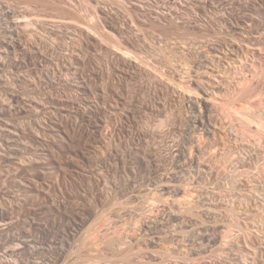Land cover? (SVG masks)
I'll use <instances>...</instances> for the list:
<instances>
[{"label":"rangeland","instance_id":"1","mask_svg":"<svg viewBox=\"0 0 264 264\" xmlns=\"http://www.w3.org/2000/svg\"><path fill=\"white\" fill-rule=\"evenodd\" d=\"M10 8L17 11V19L16 15L1 16ZM27 21L33 22L31 26ZM16 25L27 46L10 52L0 64V207L6 213L0 219V264H159L163 260L162 264H264V189H257L264 181V0H0V53L9 39L7 30L16 29ZM167 55L173 66L166 67ZM217 55H223V63L216 61ZM203 57L216 62L201 69ZM161 71L179 86L170 83L167 75L165 81ZM193 79L212 90L213 103L210 98L209 102L214 104L210 112L217 131L214 136L196 128L195 118L199 114L201 118L205 108L200 106L203 112L199 113L192 103L189 106L187 93L195 88ZM185 82L193 83L187 89ZM196 92L191 95L196 97ZM179 145L180 149L193 148L191 157L196 164L191 165V180L195 179L191 188L204 186L206 190L200 193V189V194L196 187L191 190L193 197L198 193L195 203L200 205V199L205 208L216 210L204 216L202 206L196 205L199 213L197 208L191 209V216L202 213L205 218L194 223L198 219L192 217L191 225L199 224L192 225L198 231L192 227L195 232L187 237L181 234L182 229L167 223L157 207L151 209V201L140 204L142 218L130 207L140 202L131 197L137 189L147 186L143 191L147 188L150 193L158 175L171 173L178 160L185 162L176 158ZM247 169L251 173L246 174ZM193 174L203 182L197 184ZM253 174L259 180L255 181ZM185 177L190 179V174ZM124 201L129 204L124 217L108 220L110 210ZM63 203L85 221L74 226L77 231L70 230L67 223L54 224L52 210L62 207L63 213ZM160 205L159 210L170 212ZM150 210L158 212L152 215ZM129 212L136 214V219ZM155 219L159 221L156 224ZM140 220L156 225L152 234L156 244L146 245L141 238ZM204 225L212 226L206 227L211 233L200 227ZM199 230L208 233L205 241L212 239V243H201ZM192 233H196L194 237ZM119 235L132 245L130 252L124 245L128 252L123 246L125 252L122 247L114 250L107 246ZM179 245H185L183 251H175ZM200 249L206 252L200 253Z\"/></svg>","mask_w":264,"mask_h":264},{"label":"bare ground","instance_id":"2","mask_svg":"<svg viewBox=\"0 0 264 264\" xmlns=\"http://www.w3.org/2000/svg\"><path fill=\"white\" fill-rule=\"evenodd\" d=\"M180 1V0H179ZM177 4V3H176ZM174 6V5H173ZM184 6V5H183ZM175 8V7H174ZM172 13H174V12H172ZM5 15H2L1 14V16H10V15H12V17L13 16H15L16 14H17V11H15V10H13V9H11L10 8V10H8L6 13H4ZM18 15V14H17ZM17 15L15 16L16 17V19L18 18L17 17ZM19 16V15H18ZM172 17V16H171ZM179 17V16H178ZM7 18V17H6ZM166 18V17H165ZM174 18V17H173ZM171 20V19H170ZM31 21V20H30ZM61 22V21H60ZM60 22H58V23H60ZM181 22H182V20H181ZM18 23H20V22H18ZM31 23H33V22H31ZM31 23H28V21H27V25H29L30 24V26H31ZM24 24V23H23ZM25 24H26V22H25ZM173 24H175V21H174V23ZM21 25V24H20ZM26 25V26H27ZM177 25V24H176ZM239 25V24H238ZM17 26V25H16ZM25 26V27H26ZM179 27V26H178ZM239 27V26H238ZM12 28V27H11ZM20 28V27H19ZM18 28V26H17V28L16 29H13V30H7V32H9L10 33V35H9V39L7 40V41H5L4 42V50H2V52L0 53V64L3 62V59L7 56V55H9V53L10 52H13V51H16V50H18V49H21V48H23L24 46H27V44L25 43V41L22 39V35H21V32H19V29ZM27 28V27H26ZM177 28V27H176ZM9 29H10V27H9ZM21 29V28H20ZM25 29V28H24ZM165 29V28H164ZM232 29V28H231ZM164 32H165V30H164ZM238 32V31H237ZM167 33V32H166ZM169 33V32H168ZM167 33V34H168ZM176 34V33H175ZM173 35V34H172ZM235 35V34H234ZM167 36H170V35H167ZM188 36V35H187ZM174 37V36H173ZM177 37V36H176ZM178 37H180L179 35H178ZM235 37V36H234ZM233 37V38H234ZM231 38H232V36H231ZM168 39H171V38H168ZM179 39V38H178ZM182 39H183V37H182ZM181 39V40H182ZM188 39H190L189 37H188ZM187 39V40H188ZM233 40V39H232ZM161 41V40H160ZM180 41V40H179ZM185 41V40H184ZM163 42V41H162ZM174 42V41H173ZM189 42H190V40H189ZM185 43V42H184ZM196 43V42H195ZM206 43V42H205ZM178 44V43H177ZM182 44H183V42H182ZM190 44V43H189ZM165 45V44H164ZM168 45V44H167ZM198 45V44H197ZM169 46V45H168ZM181 46V45H180ZM184 46V45H183ZM187 46V45H186ZM200 46V45H199ZM211 46V45H210ZM222 46V45H221ZM164 47V46H163ZM175 47V46H174ZM173 47V48H174ZM182 47V46H181ZM212 47H214V46H212ZM233 47V46H232ZM167 48V47H166ZM165 48V49H166ZM191 48V47H190ZM219 48V47H218ZM234 48V47H233ZM171 49V48H170ZM179 49H180V47H179ZM178 49V50H179ZM183 49V48H182ZM182 49H180V50H182ZM213 49V48H212ZM231 49V48H230ZM164 50V49H163ZM163 50H161V51H163ZM168 50V49H167ZM188 50H189V48H188ZM204 50V49H203ZM216 50H219V49H216ZM183 51V50H182ZM224 51V50H223ZM223 51H222V53H223ZM231 51H232V49H231ZM236 51V50H235ZM30 52V51H29ZM172 52V51H171ZM225 52V51H224ZM229 52V51H228ZM234 52V51H233ZM162 53V52H161ZM163 53H164V51H163ZM206 53H209V51L208 52H206ZM225 53H227V52H225ZM166 54V53H165ZM202 54V53H201ZM200 54V55H201ZM236 54V53H235ZM25 55L27 56V57H30V54L28 53V52H25ZM174 55V54H173ZM173 55H172V57H173ZM199 55V56H200ZM202 55H204V54H202ZM212 55V54H211ZM214 55H215V53H214ZM224 55V54H223ZM223 55H217V62H222V60H220L221 58H222V56ZM226 55V54H225ZM228 55V54H227ZM181 56H183V55H181ZM187 56V55H186ZM185 56V57H186ZM206 56H207V54H206ZM209 57H210V55H208ZM213 56V55H212ZM216 56V55H215ZM215 56H213V57H215ZM124 57V56H123ZM176 57V56H175ZM227 57V56H226ZM166 59V61H167V63L168 62H170L171 61V59L172 58H170V60L169 59H167L168 58V55H167V57H165ZM180 58V57H179ZM189 58V57H188ZM198 58V57H197ZM202 58V57H201ZM200 58V59H201ZM203 58H206V57H203ZM208 58V57H207ZM207 58L205 59V60H203V59H201V61L199 62V61H197V60H199V59H197L196 61L197 62H199L200 63V65L201 66H203V68H201V69H204L206 66H207V64L209 65V67H210V61L211 62H213L211 59L209 60V58H208V60H207ZM175 59V58H174ZM177 59V58H176ZM182 59V58H181ZM180 59V60H181ZM184 59V58H183ZM214 60H215V58H213ZM169 60V61H168ZM191 60V59H190ZM220 60V61H219ZM174 61V60H173ZM177 61V60H176ZM186 61V60H185ZM184 61V62H185ZM216 61H214L213 63L215 64V62ZM172 62V61H171ZM170 62V63H171ZM186 62H188V61H186ZM185 62V63H186ZM226 62V61H225ZM166 63V62H165ZM164 63V64H165ZM166 63V64H167ZM178 63V62H177ZM189 63V62H188ZM187 63V64H188ZM191 63V62H190ZM213 63H211L212 65H213ZM223 63V62H222ZM3 64V63H2ZM163 64V63H162ZM183 64V63H182ZM181 64V65H182ZM186 64V65H187ZM193 64H194V62H193ZM217 64V63H216ZM218 64H220V63H218ZM217 64V65H218ZM168 65H170L169 63L167 64V66L166 67H168ZM172 66L174 65V64H171ZM170 65V66H171ZM185 65V66H186ZM200 65H199V67H200ZM163 66V65H162ZM165 66V65H164ZM175 66H176V64H175ZM183 66V65H182ZM190 66V65H189ZM221 66V65H220ZM190 67H193V66H190ZM208 67V66H207ZM206 67V68H207ZM218 67H219V65H218ZM174 68V67H173ZM176 68V67H175ZM189 68V67H188ZM196 68H198V66L196 67ZM162 69H164V71L165 70H168V69H165V68H163L162 67ZM177 69V68H176ZM194 69V68H193ZM209 69V68H208ZM216 69V68H215ZM219 69V68H218ZM171 70V69H170ZM197 70V69H196ZM200 70V69H199ZM172 72H173V70H171ZM176 71L177 70H175V73H176ZM187 71H189V70H187ZM162 72V71H161ZM166 72V71H165ZM163 73V76L162 77H164L165 78V76L167 75L166 73ZM167 72H169V71H167ZM171 73V72H170ZM187 73V72H186ZM190 73H191V70H190ZM189 73V74H190ZM195 73H196V71H195ZM160 75H161V73H159ZM158 74V75H159ZM165 74V75H164ZM172 74V73H171ZM170 74V75H171ZM185 74V73H184ZM188 74V73H187ZM186 74V75H187ZM189 74H188V76H189ZM192 75V74H191ZM191 75L189 76V77H191ZM173 76H175L174 74H173ZM185 76V75H184ZM162 77H160V78H162ZM172 77V76H171ZM169 81H171V79H170V77H168V75H167V77H166ZM165 78V81L167 80ZM163 79V78H162ZM177 79V78H176ZM189 79H191V78H189ZM196 80H197V78H195ZM173 81H171L170 83H173V85H174V83L176 82L175 81V79H172ZM184 80V79H183ZM187 80V79H186ZM194 80V79H193ZM193 80H191V81H193ZM196 80H194L193 82H194V84H192V83H190V84H192L193 85V87H194V85H195V88H193L195 91H197L196 93L199 95V96H197V94H196V97L194 96V94H192L191 95V93H195V91L193 90V92L191 91L190 92V94L189 93H187L188 95H189V99H190V107H191V103H192V108L194 109V110H197V108H199L200 106H201V108H202V106H203V108H205V113L203 114L202 112H203V110L201 109V108H199L198 110H199V113H200V110H202V117L201 118H198V116L200 115H196L197 113H194L196 116H197V118H195V120H196V122H195V124H196V128H200L201 127V129L203 130H205L206 131V134H209V135H212L213 134V136H214V134L216 135V133H217V131H216V133H215V129H216V127H214L215 125H214V120H213V117H211V114H210V112H211V110L214 108V104H210V100L212 99L211 97H210V95L212 94H210V92L212 91H209L207 88H206V86L204 85V82L202 83L201 81H199V79H198V81L196 82ZM201 80V79H200ZM164 81V80H163ZM168 81V82H169ZM189 82H190V80H189ZM177 83V82H176ZM175 83V85H178V84H176ZM179 83V82H178ZM184 84V83H183ZM185 84H186V82H185ZM190 84H186L187 86H186V88L188 89V86H192V85H190ZM181 85V84H180ZM207 85H210L209 83H207ZM217 85V84H216ZM218 85H220V84H218ZM179 86V85H178ZM222 86V85H221ZM220 87V86H219ZM183 88H185V87H183ZM182 88V90H184ZM209 88V87H208ZM186 89V90H187ZM190 89H192V88H190ZM85 91V93L87 94L88 92L90 93V91L89 90H84ZM190 91V90H189ZM189 91H187V92H189ZM215 92V91H214ZM209 98H210V100H209ZM12 99H13V97H12ZM14 100H16V101H18V98H17V96L16 97H14ZM20 101V100H19ZM212 101V100H211ZM19 103V102H18ZM212 103H213V101H212ZM117 107V106H116ZM216 108V107H215ZM193 109H190V110H192L193 111ZM116 110V109H115ZM191 112V111H190ZM194 112V111H193ZM193 114V115H194ZM210 114V115H209ZM212 116H213V114H212ZM195 117V116H194ZM263 121V120H262ZM216 122V121H215ZM260 122V121H259ZM193 123V122H192ZM257 123V122H256ZM195 124H194V126H195ZM262 124V123H261ZM256 125V124H255ZM257 126V125H256ZM262 126V125H261ZM218 127V126H217ZM257 127H259V126H257ZM195 128V129H196ZM264 128V127H263ZM192 129H194V128H192ZM195 129H194V131H195ZM260 130L262 129V128H259ZM189 130V129H188ZM187 130V131H188ZM220 130H222L221 128H220ZM197 131H200V129L198 130L197 129ZM263 131H264V129H263ZM190 132H191V130H190ZM204 131H202V133H203ZM221 132V131H220ZM7 133V132H6ZM10 134H8V136L9 135H11V132H9ZM16 133H18V132H16ZM195 133H197V132H195ZM19 134V133H18ZM68 134V133H67ZM205 134V133H204ZM203 134V136H206V135H204ZM258 134V133H257ZM69 135V134H68ZM188 135L190 136V134L188 133ZM193 135V134H192ZM218 135V134H217ZM264 135V134H263ZM7 136V135H6ZM12 136V135H11ZM66 136V135H65ZM202 136V135H201ZM62 137V136H61ZM188 137V136H187ZM216 138H217V136H215ZM9 138V137H8ZM191 138V137H190ZM211 138V137H210ZM213 138V137H212ZM182 140V139H181ZM192 140H194V139H192ZM191 140V141H192ZM198 140H200L199 139V137H198ZM207 140V139H206ZM210 140V139H209ZM215 140V139H214ZM217 140V139H216ZM223 140V139H222ZM225 140V139H224ZM227 140V139H226ZM180 141V140H179ZM186 142H189L188 140H185ZM196 141V140H195ZM219 141H220V139H219ZM194 142V141H193ZM192 143V142H191ZM201 143V142H200ZM219 143V142H218ZM182 144V143H181ZM199 144V143H198ZM197 144V145H198ZM217 144V143H216ZM248 144H249V142H248ZM262 144V143H261ZM183 145H185V144H183ZM188 145H190V144H188ZM193 145V144H192ZM194 145H196V143L194 144ZM245 146V145H244ZM249 146H250V144L247 146V149L249 148ZM252 146V145H251ZM177 147V146H176ZM182 147V146H181ZM185 147V146H184ZM186 147H187V145H186ZM189 147V146H188ZM196 147V146H195ZM194 147V149H196ZM198 147V146H197ZM203 147V146H202ZM218 147V146H217ZM262 147V146H261ZM174 148V147H173ZM204 148V147H203ZM246 148V147H245ZM251 148V147H250ZM259 148V147H258ZM171 149V148H170ZM191 149H193L192 148V146L191 147H189L188 149L187 148H182V149H180V145H179V149H178V152L176 151V158H178V159H185V162L183 163V165H182V163L181 162H179V160H178V162L176 163V164H178V165H174V168H173V171H172V168L170 169L171 170V173H167V172H165L164 171V173L163 174H161L160 176L158 175V177H160L159 178V180H155L156 181V185H154V183H153V185L151 184V189H150V193H148V191H146L147 190V188H146V190H145V192L146 193H144V191H143V189L145 188V187H147V186H145V187H143V186H141L140 187V189L138 190L137 189V192L135 193L134 192V194L133 195H131V197L132 198H135V199H137V200H140V202L138 203V201H137V203L138 204H136V201L134 202V203H132V205L133 206H131L130 205V207L133 209V211H135L137 214L139 213L138 212V210H140V214H142V212H141V209L143 210L144 208H141V206H140V204L141 203H143L144 204V202L146 203L147 201H151V205L149 206V207H153V209L155 210V208L157 207L158 208V211H160L161 212V214H162V216L164 217V216H166V220H167V223H172V224H174V226H173V228L175 229V227L177 228V230H178V227L180 228V229H182V231H181V234H183V236H184V234L186 235L185 237H187L188 235L187 234H191V231L193 230V228L195 229V231H198L197 230V228H195V227H193L192 225H194V226H196L195 224H193V222H192V225H191V221H193V219L194 218H192V217H195V216H191V214H192V211L193 210H191V209H194V211H195V208H197V206L199 205H197L196 203H198V202H196L195 203V199H194V197H196L197 196V194L200 192L201 193V191H206V190H203L202 189V187H204V186H200L199 187V190H196V189H198L197 188V186H193L192 188H191V181L193 182L194 180H191V179H193V177L191 178V174L193 173H191V165L194 167L195 166V161L193 160V158L191 157ZM197 149H199V148H197ZM201 150H202V148H200ZM224 149V148H223ZM262 149V148H261ZM10 150V149H9ZM172 150V149H171ZM174 150V149H173ZM214 150H216V149H214ZM218 150V149H217ZM225 150V149H224ZM254 150V149H253ZM264 150V149H263ZM193 151V150H192ZM195 151V150H194ZM200 151V150H199ZM198 151V152H199ZM250 152H251V149L249 150ZM248 151V152H249ZM255 151V150H254ZM257 151V150H256ZM216 152V151H215ZM222 152V151H221ZM224 152V151H223ZM247 152V153H248ZM199 153H201V152H199ZM219 153V152H218ZM225 153V152H224ZM223 153V154H224ZM252 153V154H251ZM250 154L253 156V152H251ZM257 153V152H256ZM264 153V152H263ZM175 154V153H174ZM196 154V153H195ZM195 154H193V155H195ZM202 154V153H201ZM203 154H204V152H203ZM230 154V153H229ZM173 155V154H172ZM198 154H196V156H197ZM213 155V154H212ZM246 155V154H245ZM254 155H256V154H254ZM261 155V154H260ZM260 155H256V156H259L260 157ZM264 155V154H263ZM9 156V155H8ZM8 156H5L6 158L8 157ZM199 156V155H198ZM228 156V155H227ZM226 156V157H227ZM251 156V157H252ZM194 157V156H193ZM201 156H199V158H200ZM216 157V156H215ZM219 157H221V156H219ZM231 157H232V155H231ZM235 157H236V155H235ZM250 157V156H249ZM258 157V158H259ZM5 158V159H6ZM192 158V159H191ZM194 158H197V157H194ZM217 158V157H216ZM257 158V157H256ZM262 158H263V156H262ZM262 158H261V160H262ZM174 159V161H175V158H173ZM201 159V158H200ZM225 159V158H224ZM228 159V158H227ZM233 159V158H232ZM231 159V160H232ZM243 159V158H242ZM251 159V158H250ZM260 159V158H259ZM259 159H256V160H259ZM177 160V159H176ZM196 160V159H195ZM247 160V159H246ZM252 160V159H251ZM117 161V160H116ZM173 161V160H172ZM199 160H198V158H197V160H196V162H197V164H199L200 162H198ZM208 161V160H207ZM210 161V160H209ZM254 161V160H253ZM252 161V162H253ZM22 162V161H21ZM171 162V161H170ZM176 162V161H175ZM203 162L204 161H202V164H203ZM238 162V161H237ZM242 162V161H241ZM244 162V161H243ZM249 162V161H248ZM179 163H181V164H179ZM207 163V162H206ZM205 163V164H206ZM229 163V162H228ZM22 164V163H21ZM20 164V165H21ZM116 164H118V163H116ZM174 164V163H173ZM233 164V163H232ZM237 164V163H236ZM250 164H251V162H250ZM255 164V163H254ZM253 164V165H254ZM23 165V164H22ZM28 165V164H27ZM207 165V164H206ZM213 165V164H212ZM245 165V164H244ZM249 165V164H248ZM258 165V164H257ZM261 165V164H260ZM199 167H200V165H198ZM203 166V165H202ZM205 166V165H204ZM215 166V165H214ZM224 166H226V165H224ZM250 166V165H249ZM263 166V165H262ZM115 167V166H114ZM207 167H208V165H207ZM251 167H252V165H251ZM222 168V167H221ZM224 168V167H223ZM227 168V167H226ZM231 168V167H230ZM235 168V167H234ZM194 169L195 168H193V171H194ZM205 169V167L203 168V170ZM211 169V168H210ZM209 169V170H210ZM220 169V168H219ZM236 169V168H235ZM250 169V168H249ZM258 169V168H257ZM110 170V169H109ZM108 170V171H109ZM118 170V169H117ZM116 170V171H117ZM169 170V171H170ZM196 170H197V167H196ZM195 170V172H198V171H196ZM199 170V169H198ZM202 169H201V172L203 171ZM221 170V169H220ZM226 170V169H225ZM237 170H239V169H237ZM102 171V170H101ZM210 171H213V170H210ZM209 171V172H210ZM217 171H219V170H217ZM251 170H246V174H247V172H250ZM259 171H260V169H259ZM102 172H104V170L102 171ZM214 172V171H213ZM216 172V171H215ZM220 172V171H219ZM237 172V171H236ZM167 173V174H166ZM205 173H207V170L204 172V174ZM227 173V172H226ZM243 173H245V171L243 172ZM251 173V172H250ZM258 173V172H257ZM263 173V172H262ZM189 174H190V179H188L187 177H185V175L187 176H189ZM196 174V173H195ZM198 175H200L199 173H197ZM196 174V175H197ZM204 174H202L203 176L202 177H204ZM217 174V173H216ZM220 174V173H219ZM222 174V173H221ZM225 174V173H224ZM230 174V173H229ZM235 173H233V175H234ZM249 174V173H248ZM264 174V173H263ZM195 175V176H196ZM212 175V174H211ZM254 176L253 177H255V175L256 174H253ZM193 176H194V174H193ZM194 176V178H196ZM201 176V175H200ZM207 176V175H206ZM216 176H218V175H216ZM215 176V177H216ZM221 176H223V175H221ZM244 176V175H243ZM242 176V177H243ZM263 176V175H262ZM157 177V178H158ZM198 177V176H197ZM211 177V176H210ZM227 177V176H226ZM225 177V178H226ZM231 177H232V175H231ZM238 177H240V175L238 176ZM251 177V176H250ZM249 177V178H250ZM253 177H251L252 178V180H253ZM258 177V176H257ZM257 177H255L254 179H255V181H256V179H257ZM259 177H260V174H259ZM153 178V177H152ZM220 178V177H219ZM232 178H234V177H232ZM236 178H237V176H236ZM262 178H264V177H262ZM199 178H196V180L198 181V182H196L197 184H199V183H201V181H199L198 180ZM201 179V178H200ZM210 179V178H209ZM216 179H217V177H216ZM229 179H231V178H229ZM248 179V178H247ZM227 180V179H226ZM234 180V179H233ZM235 180H237V179H235ZM234 180V181H235ZM257 180H259V179H257ZM154 181V182H155ZM219 181V180H218ZM243 181V180H242ZM249 181H250V179H249ZM260 181H261V179H260ZM260 181H257L258 183L260 182ZM203 182V181H202ZM205 182V181H204ZM206 182H208L209 183V181L207 180ZM220 182V181H219ZM219 182H215V183H219ZM231 182V181H230ZM251 182H253V181H251ZM222 183V182H221ZM234 183V182H233ZM237 184H238V181L236 182ZM195 184V183H194ZM196 184V185H197ZM204 184V183H203ZM241 184V183H240ZM246 184V183H245ZM252 183H250V185H251ZM263 184H264V181H263ZM262 183H259L258 184V186H259V188H257V189H264V185H263ZM143 185V184H142ZM215 185V184H214ZM220 185H222V184H219V186ZM235 185V184H234ZM255 185V184H254ZM256 185H257V183H256ZM256 185H255V187H256ZM148 186H150V184L148 185ZM199 186V185H198ZM238 186V185H237ZM194 187H196V188H194ZM222 187V186H221ZM223 187H224V185H223ZM227 187H229V186H227ZM261 187V188H260ZM150 187H148V189H149ZM194 188V190L195 191H199L196 195H194V197H193V193L194 192H192V194H191V190ZM237 188V187H236ZM242 188V187H241ZM205 189V188H204ZM251 189V188H250ZM208 190V189H207ZM221 190V189H220ZM227 190V189H226ZM235 190V189H234ZM237 190V189H236ZM259 190H255L254 189V191H258L259 192ZM133 191V190H132ZM134 191H136V189L134 190ZM222 191V190H221ZM239 191V190H238ZM237 191V192H238ZM241 191V190H240ZM251 191V190H250ZM253 191V192H254ZM261 191V190H260ZM263 191V190H262ZM211 192V191H210ZM223 192V191H222ZM236 192V191H235ZM241 192H244V191H241ZM196 193V192H195ZM199 193V194H200ZM207 193H208V191H207ZM206 192H205V194H207ZM217 193H218V191H217ZM225 193V192H224ZM224 193H222V194H224ZM227 193V192H226ZM249 193V192H248ZM251 193V192H250ZM259 193H261V192H259ZM263 193V192H262ZM214 194V193H213ZM219 194H220V192H219ZM239 194V193H238ZM247 193H245V195H246ZM253 194V193H252ZM251 194V195H252ZM258 194V193H257ZM264 194V193H263ZM201 195H203L202 197H204V193L203 194H201ZM231 195H232V193H231ZM235 195V194H234ZM243 194L241 193V196H242ZM248 195H250V194H248ZM259 195V194H258ZM199 197H200V195H198ZM206 196V195H205ZM209 196V195H208ZM213 196V195H212ZM214 196H216V195H214ZM220 196V195H219ZM237 196V195H236ZM236 196H235V198H236ZM240 196V197H241ZM244 196V195H243ZM207 197V196H206ZM227 197H229V196H227ZM245 197V196H244ZM129 198V197H128ZM198 198V197H197ZM209 198H210V196H209ZM209 198H207L206 200V202L208 203V200H209ZM246 198V197H245ZM249 198V197H248ZM253 197L251 196V199H252ZM260 198V197H259ZM188 199H192V201L191 200H188ZM199 199V198H198ZM201 199H205V198H201ZM231 199V198H230ZM258 199V198H257ZM264 198H262V200H263ZM127 200V199H126ZM131 199L129 198L128 199V201L129 202H131L130 201ZM197 200V199H196ZM246 200V199H245ZM248 200V199H247ZM246 200V201H247ZM249 200H250V198H249ZM133 201H134V199H133ZM258 201V200H257ZM259 201H260V199H259ZM122 202V201H121ZM125 202V201H124ZM199 202H200V205L199 206H202L201 208L200 207H198V208H200V212H202V213H204V216H205V214H210L212 211H213V213H215V211H214V209L211 211V209H210V207L208 208H205L203 205L205 204V202L203 201V205H201V202H202V200L200 201V199H199ZM210 202V201H209ZM213 202L214 201H212V204H213ZM218 202H219V200H218ZM229 202V201H228ZM253 202H254V200H253ZM264 202V201H263ZM118 203V202H117ZM217 203V202H216ZM235 203V202H234ZM244 203V202H243ZM242 203V204H243ZM259 203H262L261 201L259 202ZM67 204V203H66ZM70 204H72V203H70ZM136 204V205H135ZM159 204H161L160 206H164V208L163 209H165L166 207H168L169 209H170V212L168 211V212H164L163 210V213H162V211L161 210H159ZM210 204V203H209ZM209 204H207V205H209ZM224 204V203H223ZM233 204V203H232ZM68 205V204H67ZM67 205H64V203H63V208L65 209V211H63L64 209H62V211H63V213L61 212V208L62 207H60V210H58V209H56V208H54L52 211L54 212V215H56L55 217H54V224H55V222L57 223V222H60V223H67V227H69V229L70 230H72L73 231V228H75L74 226H79L80 224L79 223H81L82 221H84L83 220V218H81L82 216H79L78 214H77V211L76 210H74V208H72V210H74V211H76V213H74V211H68L67 209ZM121 206V207H119V206ZM117 206L118 207H114V208H110L111 210H110V216L108 217L109 219L108 220H113L112 218H114V220L116 219V217H120L126 210H127V207L129 208V204H128V202L126 203H121V205L120 204H118ZM191 205H194V207H192ZM197 205V206H196ZM127 206V207H126ZM147 206V205H146ZM196 206V207H195ZM205 206H206V204H205ZM214 207H216L215 205H213ZM229 206V205H228ZM256 206V205H255ZM262 206V205H261ZM71 207V206H70ZM143 207V206H142ZM148 207V206H147ZM148 207V208H149ZM152 207H151V209H152ZM192 207V208H191ZM212 207V206H211ZM230 207H232V206H230ZM260 207V206H259ZM258 207V208H259ZM48 208V207H47ZM50 208V207H49ZM53 208V207H52ZM51 208V209H52ZM130 208V209H131ZM157 208H156V210H157ZM197 208V210L198 211H196L197 213H199V209ZM219 208V207H218ZM70 209V208H69ZM81 209V208H80ZM160 209H162L161 207H160ZM262 209H264V208H262ZM154 210L152 211V210H150L151 211V214L153 215V214H155L156 215V213L158 212H154ZM241 210V209H240ZM244 210V209H243ZM261 210V209H260ZM87 211V210H86ZM129 211V210H128ZM128 211H126V213L128 212ZM167 211V210H166ZM218 211H219V209L217 210V212L216 213H218ZM224 211H225V209H224ZM237 211V210H236ZM81 212V211H80ZM131 212V211H130ZM129 212V213H130ZM135 212H133V213H135ZM159 212V213H160ZM196 212H194V213H196ZM229 212V211H228ZM232 212H233V210H232ZM249 212V211H248ZM107 213V212H106ZM126 213H124V214H126ZM128 213V214H129ZM193 213V214H194ZM197 213H196V219H198V220H194L195 222L194 223H196L197 221H202L201 219H200V217H202V213H200V214H202L201 216H200V214H198L197 215ZM226 213V212H225ZM237 213V212H236ZM244 213V212H243ZM252 213V212H251ZM131 214V213H130ZM140 214H138L139 216H141L140 218H142V215H140ZM241 214V213H240ZM6 215V213L3 211V210H1V207H0V219L1 218H3L4 216ZM49 215H51V214H49ZM132 215V214H131ZM136 215V214H135ZM135 215H132V216H134L133 218H135L136 216ZM243 215V214H242ZM84 216V215H83ZM105 216V215H104ZM123 217H124V215H122ZM121 216V217H122ZM150 216V215H149ZM212 216V215H211ZM232 216V215H231ZM236 216V215H235ZM248 216V215H247ZM256 216V215H255ZM99 217V216H98ZM97 217V218H98ZM121 217H120V219H121ZM197 217H199V218H197ZM207 217V216H206ZM227 217V216H226ZM229 217V216H228ZM250 217V216H249ZM254 217V216H253ZM102 218V217H101ZM132 218V217H131ZM158 218L160 219V215L158 216ZM157 218V220H159ZM187 218H189V219H187ZM191 218H192V220H191ZM202 218H205V217H202ZM208 218V220H209V216L207 217ZM206 218V219H207ZM214 218V217H213ZM221 218V217H220ZM224 218V217H223ZM245 218V217H244ZM85 219V218H84ZM127 219V218H126ZM136 219V218H135ZM137 219H139L138 217H137ZM149 219V218H148ZM206 219H205V222H204V224L206 223ZM217 218L215 217V220H216ZM228 219V218H227ZM237 219V218H236ZM253 219V218H252ZM256 219V218H255ZM52 220H53V218H52ZM87 220V219H86ZM90 220V219H89ZM96 220V219H95ZM101 220V219H100ZM119 220V219H118ZM134 220V219H133ZM143 220V219H142ZM142 220H140V224L138 225L139 226V231H141V235H142V239H144V241H145V243H146V245H151V244H156L157 243V241L155 240V235H154V237L152 236V234H154V231H155V229H156V225H153V223H151L152 221H154L153 220V218L151 219L152 221H150V223H146V222H142L141 223V221ZM165 220V219H164ZM221 220V219H220ZM247 220V219H246ZM245 220V221H246ZM137 221V220H136ZM139 221V220H138ZM149 221V220H148ZM213 221V220H212ZM236 221V220H235ZM242 221V220H241ZM85 222V221H84ZM157 222H159V221H157ZM156 222V219H155V224L157 223ZM160 222H161V225H162V223L163 224H165L164 223V221L162 222L161 220H160ZM215 222V221H214ZM217 222H219L218 220H217ZM93 223V222H92ZM91 223V224H92ZM111 223V222H110ZM166 223V224H167ZM199 223V222H198ZM250 223V222H249ZM85 224V223H84ZM97 224H99V223H97ZM112 224V223H111ZM110 224V225H111ZM114 224V223H113ZM138 224V223H137ZM160 224V223H159ZM159 224H157V228L159 227L158 225ZM200 224H202V223H200ZM211 224V223H210ZM215 224V223H214ZM237 224V223H236ZM240 224V223H239ZM245 224V223H244ZM107 225V224H106ZM199 225V224H198ZM197 225V226H198ZM206 225V224H205ZM205 225L204 226H200V227H205ZM208 225V224H207ZM212 225V224H211ZM215 225H217V224H215ZM220 225V224H219ZM222 225V224H221ZM226 225V224H225ZM231 225V224H230ZM241 225V224H240ZM246 225V224H245ZM248 225V224H247ZM252 225V224H251ZM256 225V224H255ZM64 226H65V224H64ZM82 226H83V224H82ZM92 226V225H91ZM104 226V225H103ZM172 226V225H171ZM229 226V225H228ZM231 226H234V225H231ZM236 226H238V225H236ZM236 226H234L235 228H236ZM258 226V225H257ZM162 227V226H161ZM166 227V226H165ZM164 227V228H165ZM168 227V226H167ZM193 227V228H192ZM199 227V228H200ZM207 227V226H206ZM205 227V228H206ZM208 227H212V226H208ZM207 227V228H208ZM244 227V226H243ZM65 228V227H64ZM80 228H81V226H80ZM169 228V227H168ZM183 228H186L187 229V232L186 231H184V229ZM188 228H189V230H188ZM192 228V229H191ZM198 228V229H199ZM205 228H203V229H205ZM206 228V230H208ZM215 228V227H214ZM49 229V228H48ZM62 229V228H61ZM68 229V230H69ZM76 229V228H75ZM172 229V228H171ZM216 229V228H215ZM227 229V228H226ZM238 229H240L241 230V228H238ZM237 229V230H238ZM244 229V228H243ZM248 229V228H247ZM70 230H69V232H70ZM78 229H76V231H77ZM177 230H175V232H179L180 233V231H177ZM201 230V229H200ZM199 230V231H200ZM212 230V229H211ZM230 230V229H229ZM250 230V229H249ZM50 231V230H49ZM67 231V230H66ZM75 231V230H74ZM75 231V232H76ZM158 231V230H157ZM173 231V230H172ZM184 231V232H183ZM194 231V232H195ZM209 231V230H208ZM207 231V232H208ZM251 231V230H250ZM64 232V231H63ZM68 232V233H69ZM156 232V231H155ZM160 232V231H159ZM186 232V233H185ZM189 232V233H188ZM193 232V231H192ZM193 232V233H194ZM210 232V231H209ZM215 232V231H214ZM243 232V231H242ZM71 233V232H70ZM118 233V232H117ZM120 233V232H119ZM174 233V232H173ZM192 233V235H193V237H194V235L196 234H193ZM200 234H198V235H200L199 236V239L200 240H202L201 241V243H203L204 244V241L206 240V236L208 235V233H206L207 235H204L203 233L204 232H202V231H200L199 232ZM211 233V232H210ZM222 233V232H221ZM72 235L74 234V233H71ZM103 234V233H102ZM156 234H158V233H156ZM175 234V233H174ZM177 234V233H176ZM71 235V236H72ZM75 235V234H74ZM171 235V234H170ZM178 235V234H177ZM176 235V236H177ZM180 235V234H179ZM192 235H191V237H192ZM214 235V234H213ZM218 235V234H217ZM152 236V237H151ZM166 236V235H165ZM216 236V235H215ZM228 236V235H227ZM190 237V236H189ZM188 237V238H189ZM237 237V236H236ZM114 238V237H113ZM182 238V237H181ZM195 238H196V236H195ZM207 238H208V236H207ZM228 238H229V236H228ZM235 238V237H234ZM224 239V238H223ZM252 239V238H251ZM124 239L121 237V235H119V237H117V238H115V239H111L110 240V242H108L107 244V246H109V249L110 248H112V249H114L115 250V248H120V247H122L123 245L125 246V247H129L128 246V244H126V242H124L123 241ZM128 240V239H127ZM179 240V239H178ZM187 240V239H186ZM197 240H198V238H197ZM199 240V241H200ZM210 241H208V242H211V240L212 239H209ZM228 240V239H227ZM131 241V240H130ZM188 241V240H187ZM207 241V240H206ZM205 241V242H206ZM213 241V240H212ZM215 241V240H214ZM223 240H221L220 242H222ZM226 241V240H225ZM129 242V241H128ZM179 242V241H178ZM178 242L176 243L177 245H178ZM180 242H182V244L184 243L183 241H181L180 240ZM179 242V243H180ZM208 242H206V243H208ZM243 242V241H242ZM200 243V242H199ZM200 243V244H201ZM212 243V242H211ZM226 243V242H225ZM234 243H236V242H234ZM234 243H233V245H234ZM250 243V242H249ZM130 244H131V242H130ZM133 244V243H132ZM199 244V248H202V247H200L201 245ZM210 244V243H209ZM208 244V245H209ZM217 244V243H216ZM221 244V243H220ZM223 244V243H222ZM230 244V243H229ZM207 245V246H208ZM211 245V244H210ZM237 244H235L234 246H236ZM247 245H248V243H247ZM123 246V247H124ZM132 246V245H131ZM129 247V248H133V247ZM175 246V245H174ZM173 246V247H174ZM185 246V245H184ZM184 246H182V247H180V245L178 246V247H174L175 248V251H180V249L181 248H183ZM188 246V245H187ZM186 246V247H187ZM204 246V245H203ZM218 246H219V244H218ZM223 246V245H222ZM249 246H251V245H249ZM123 247H122V249H123ZM124 247V248H125ZM194 247H196L195 248V250L197 249H199V248H197V246H194ZM205 247H206V245H205ZM220 247V246H219ZM237 247V246H236ZM241 247V246H240ZM127 248H125L126 250H127ZM128 248V250H129V252H130V249ZM190 248V247H189ZM189 248H188V250H189ZM192 248V247H191ZM218 248V247H217ZM222 248V247H221ZM234 247H232V248H229V249H227L226 247L224 248L225 250L227 249V251L228 250H230L231 249V251L233 250L234 251V249H233ZM242 249V248H241ZM128 250H127V252H128ZM146 250H148V247L146 248ZM170 250V249H169ZM188 250H187V252H188ZM192 250V249H191ZM201 250V249H200ZM207 250V249H206ZM222 250V249H221ZM239 250V249H238ZM122 251V250H121ZM123 251H124V249H123ZM132 251V250H131ZM134 251V250H133ZM181 251H183L182 249H181ZM190 251V250H189ZM199 251V250H198ZM198 251H195V252H198ZM205 251V249H202L201 251H200V253H202V252H204ZM227 251H224V252H227ZM235 251H236V249H235ZM253 251H255V250H253ZM110 252H113V250H111ZM118 252V251H117ZM116 252V253H117ZM125 252V251H124ZM193 252L194 251H192V252H188V253H192L193 254ZM206 252V251H205ZM204 252V253H205ZM257 252V251H256ZM115 253V252H114ZM133 253V252H132ZM167 253V252H166ZM173 253V252H172ZM182 253V252H181ZM185 253H186V251H185ZM199 253V252H198ZM197 253V254H198ZM232 254V252H230L229 251V254ZM253 253V252H252ZM131 254V253H130ZM130 254H128V255H130ZM169 254V253H168ZM167 254V255H168ZM178 254H180V253H178ZM195 254V253H194ZM197 254H196V256H197ZM207 254V253H206ZM228 254V253H227ZM236 254V253H235ZM125 255H127V254H125ZM149 255V254H148ZM151 255V254H150ZM153 255V254H152ZM188 255H190L191 256V254H188ZM205 255V254H204ZM222 255H226V254H222ZM132 256V255H131ZM131 256H127V258L130 260L131 259ZM169 256V255H168ZM178 256V255H177ZM202 256V255H201ZM208 256V255H207ZM170 257V256H169ZM237 257V256H236ZM126 258V257H125ZM148 258H150V257H148ZM159 258V257H158ZM162 258V257H161ZM179 258V257H178ZM183 258H185V257H183ZM191 258V257H190ZM201 257H199V259H200ZM204 258V257H203ZM208 258V257H207ZM256 258V257H255ZM152 259H154V260H156L155 259V257L154 258H152ZM181 259V258H180ZM202 259V258H201ZM209 259H210V257H209ZM229 259H231V258H229ZM234 259H236L235 258V256H234ZM242 259H244V258H242ZM242 259L240 258V260L242 261ZM158 260V259H157ZM194 260V259H193ZM204 260V259H203ZM206 260V259H205ZM205 260L202 262V263H205ZM237 260H239V257H238V259ZM236 260V261H237ZM56 261V260H55ZM160 261H161V259H160ZM164 261L165 260H163L162 262L164 263ZM192 261V260H191ZM232 261V260H231ZM235 261V260H234ZM248 261V260H247ZM247 261H245V262H247ZM132 262V261H131ZM162 262L161 263H159V264H162ZM208 262V261H207ZM240 262V261H239ZM238 262V263H239ZM244 262V263H245ZM130 263V262H129ZM158 263V262H157ZM183 263V262H182ZM193 263V262H192ZM201 263V262H200ZM248 263V262H247ZM177 264H178V262H177ZM206 264V263H205ZM235 264H237V263H235ZM248 264H250V262L248 263ZM253 264H255V263H253Z\"/></svg>","mask_w":264,"mask_h":264}]
</instances>
